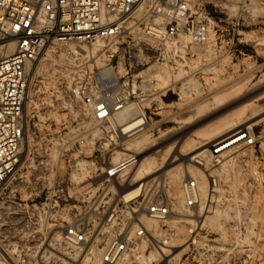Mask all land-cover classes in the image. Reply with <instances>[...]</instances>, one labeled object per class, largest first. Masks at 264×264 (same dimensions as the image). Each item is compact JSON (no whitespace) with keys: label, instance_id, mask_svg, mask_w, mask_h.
I'll list each match as a JSON object with an SVG mask.
<instances>
[{"label":"rangeland","instance_id":"rangeland-1","mask_svg":"<svg viewBox=\"0 0 264 264\" xmlns=\"http://www.w3.org/2000/svg\"><path fill=\"white\" fill-rule=\"evenodd\" d=\"M166 1L142 0L114 39L41 49L28 75L20 155L0 184L8 264H63L54 241L66 222L109 209L127 227L155 200L170 213L141 216L147 240L116 264H264V0H188L208 24L202 43L151 33ZM100 98L137 107L144 128L120 139L108 119L93 117ZM240 128L252 130L256 145L212 167V145ZM126 143L133 149L115 160ZM135 147L149 173L131 184L106 180L103 171ZM209 175L216 185L207 192ZM190 177L201 198L207 192L204 207L182 206L180 185ZM138 186V196L122 201Z\"/></svg>","mask_w":264,"mask_h":264},{"label":"built area","instance_id":"built-area-1","mask_svg":"<svg viewBox=\"0 0 264 264\" xmlns=\"http://www.w3.org/2000/svg\"><path fill=\"white\" fill-rule=\"evenodd\" d=\"M142 0H0V184L16 164L23 137L22 112L31 66L41 49L51 42L99 41L116 38L125 22L131 18ZM151 33L164 39L180 34L202 43L208 39V24L202 13H193L188 0H167L162 7L161 27ZM125 100L108 102L97 99L92 103L93 117L107 119V111L119 110ZM257 137L251 129H237L218 139L208 152L209 164L214 167L231 156L241 146L254 147ZM139 160L129 153L103 171L110 181ZM207 192L216 185L213 176L206 177ZM199 195L198 182L190 177L182 180L180 197L187 209L206 204ZM212 194V193H211ZM138 196V195H137ZM135 198V197H133ZM132 199V198H131ZM144 211V210H143ZM146 213L155 220L164 219L170 207L162 200L150 201ZM135 217V216H134ZM133 217V218H134ZM132 224L121 225L113 210L103 215L74 217L66 222L58 239L63 264H116L138 242L147 240L141 213ZM133 225V226H132ZM62 253V254H63ZM0 264H8L0 249Z\"/></svg>","mask_w":264,"mask_h":264},{"label":"bare ground","instance_id":"bare-ground-1","mask_svg":"<svg viewBox=\"0 0 264 264\" xmlns=\"http://www.w3.org/2000/svg\"><path fill=\"white\" fill-rule=\"evenodd\" d=\"M125 104H127V103H125ZM125 104H123V106H122L123 110H121V111H115L113 109V107H112L113 105L111 106L110 110L107 111V119L111 122V125L113 127H115L116 133L120 137V139L132 136V135H134L135 133H137L138 131H140L141 129L144 128V127H140L142 124H144L143 118L140 117L139 115H134L135 113L139 112V109L137 107H133L132 104L124 106ZM122 108H120V109H122ZM119 115H130L132 117L128 121H126L125 123L119 124V123H117V121H119ZM233 128H235V127H233ZM230 129L231 128L226 129L225 131L221 132L220 134H217L215 137H213L210 140L216 139L219 136H222L223 134H226L227 132H229ZM140 141L141 140L138 139V136L133 138V143H134L135 146H139L140 143H141ZM126 145H128V146H126V148L124 147L125 149H119L118 148L119 150H116L114 152L115 153L114 159L117 158V156L120 155L121 153H125L127 149H133V146L132 147L129 146V143L128 144L126 143ZM137 148L135 147L134 149H135V153L139 156V160H138V162H137V164H136V166H135V168L133 170H131L130 172H128V170H127V171H125V172H123V173H121L119 175L121 177L120 182L126 181L128 184H131V183H133V182H135V181H137L139 179L144 178L147 175V173H149L150 167L147 166L146 163H145V160L147 159V155H142V152H141L142 150L141 149H137ZM19 155H20V148L18 150L17 157ZM16 162H17V159H16ZM194 162L196 164H198V165L201 164V162L199 160H194ZM138 191H139V186L135 187L133 189H130L128 191L123 192L121 194L120 198L123 199L122 201L126 202V201L130 200L131 198H133V196L134 197L137 196L138 193H139ZM142 209L144 211L141 213V216H146V218L148 220L149 219L153 220V218H151L146 213L145 208H142Z\"/></svg>","mask_w":264,"mask_h":264}]
</instances>
